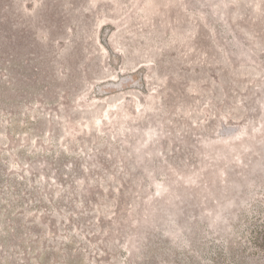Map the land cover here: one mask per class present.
I'll use <instances>...</instances> for the list:
<instances>
[{"label":"rangeland","instance_id":"obj_1","mask_svg":"<svg viewBox=\"0 0 264 264\" xmlns=\"http://www.w3.org/2000/svg\"><path fill=\"white\" fill-rule=\"evenodd\" d=\"M0 264H264V0H0Z\"/></svg>","mask_w":264,"mask_h":264}]
</instances>
